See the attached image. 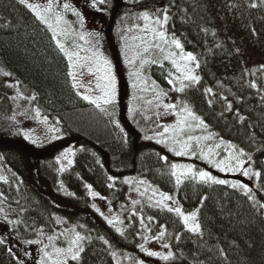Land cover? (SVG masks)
Segmentation results:
<instances>
[{
	"label": "trees",
	"instance_id": "trees-1",
	"mask_svg": "<svg viewBox=\"0 0 264 264\" xmlns=\"http://www.w3.org/2000/svg\"><path fill=\"white\" fill-rule=\"evenodd\" d=\"M55 3L57 11L67 12L60 10L67 1ZM114 6L105 0L91 10L103 19L112 15L114 25L141 12L168 16L167 38L178 39L196 57L200 80L174 91L168 81L178 72L170 60L154 55L149 61L156 63L141 72L154 87L145 105L162 91L163 104L179 102L172 111L187 106L209 133L250 158L252 185L245 193L230 179L223 185L203 182L198 172L213 176L209 166L177 156L152 137L160 133L155 113L146 115L144 108L129 117L125 85L119 83L117 100L103 112L77 95L68 60L47 26L19 0H0V159L10 174L8 183H0V202L17 221L12 232L26 246L38 230L52 234L56 218L68 221L84 237V251L69 264H118L115 254L152 264H264V0H120L116 12ZM110 57L119 70L116 55ZM36 111L58 129L56 138L41 145L24 138L39 119ZM67 152L71 163L61 167L58 158ZM173 164L190 165L197 175L177 184ZM130 181L155 198L164 193L186 214L196 212L199 232L186 229L170 207L139 193V202L130 205ZM99 203L114 224L96 210ZM149 240L167 244L165 256L171 257L143 256L140 246ZM19 257L16 248L0 243V264H19Z\"/></svg>",
	"mask_w": 264,
	"mask_h": 264
},
{
	"label": "rangeland",
	"instance_id": "rangeland-1",
	"mask_svg": "<svg viewBox=\"0 0 264 264\" xmlns=\"http://www.w3.org/2000/svg\"><path fill=\"white\" fill-rule=\"evenodd\" d=\"M44 0H30L32 3L42 4ZM68 4L71 5L72 8L76 9L77 12L80 13V16L83 17V27L81 28L79 23V18L74 15L71 11L65 10L63 8L64 4H61L60 10L67 11L66 13L71 14V18L66 17V13L63 12V18L65 21L68 22V26L72 31V35L67 38L60 37L62 42H65L66 45L70 44L71 41H75L76 43L80 44L83 48L88 49V51L80 52L81 57L91 56L93 49L89 44H86L84 41L78 39L76 33L79 32H93L97 34L96 38L92 39V42L95 43L96 39L98 38L99 43L96 44V48L102 54L103 57H106L107 60L110 62L111 65V74L115 77L116 81V98H118V85L119 83L125 85L123 87V92H126L125 99L128 101L130 105L131 111L129 117L134 115L135 111H144L146 115H154V113L158 116L157 118V127L160 133L163 135H159L160 133H154L152 135L153 138L157 140L164 141L163 143L167 145L170 149L171 147H175L179 150V144H173L172 142V132L169 131L164 133L165 127H171L176 125L177 122V115L174 110L166 111L163 108L162 101L157 98L156 96H151L148 99V105L146 103L147 97L149 93H154L153 85H149L148 82L144 79L143 74H141L142 69L141 67V57L146 60H152L158 57L164 58L168 52L175 53V58L179 61V53L180 49H176L175 45L171 44V40L167 38L165 28L163 31L165 32L166 39L169 41L168 44L163 43L162 41L157 40L151 33H147L143 31V27L145 21L140 18L139 16L135 15L131 20H128L127 17H121L116 21V24L113 23V16L110 14H104L106 19H103V14L99 12H94L92 9V5L90 4L91 0H65ZM115 4L113 11L116 12L119 9L120 0H108V2ZM93 2V1H92ZM62 12V11H61ZM151 19L157 18L156 15L150 16ZM161 20L163 15L159 17ZM105 20V21H104ZM127 21V22H126ZM153 27H159L156 25H151ZM111 27V31L109 30ZM165 27V25H164ZM110 31V32H108ZM103 32L105 35H103ZM108 33V35H107ZM109 36V37H108ZM140 37H145V40L148 42L149 51L145 53L143 51L144 43L141 41ZM153 43L160 44V47L164 49L163 52L160 51L159 48L152 47ZM69 50H77L69 47ZM110 52L116 55L117 61L119 63V70H116L115 63L110 57ZM139 53V55L137 54ZM156 55L155 58L152 56ZM181 64H184L185 61H179ZM82 64L90 63V61H81ZM188 66L195 69V62H188ZM137 70H139V78L136 75H133ZM73 71L76 73V77L74 83L78 92L82 95H89V96H98L100 95L99 89L96 88V75L89 73L87 67L84 68H74ZM99 75H103V72L98 73ZM179 74V73H178ZM121 77V78H120ZM121 79V80H120ZM185 84V81H184ZM174 88H179L181 85L179 82H174L172 84ZM145 101V102H144ZM154 103V104H153ZM159 105V106H158ZM106 106V105H102ZM188 123H191L193 126L191 128L185 127L184 132L180 134V139L187 140L188 136L193 137H201L199 140V145L197 146V141L193 140L192 148L193 151H190L187 155H180L186 157L188 159H195L204 165L210 167V170L213 171V177L221 180L230 179L231 182L237 184L245 185L248 189L252 185L250 180V173L248 176L243 175L244 170H251V161L249 158H246L244 155L240 157L241 160L244 161L243 167L239 171H220L216 164L220 160H227L229 154L233 156H237L240 151H238L234 146H232L229 142L222 141L216 138L213 134L209 133L207 129L203 126H197L195 121L189 120ZM51 128L47 123L43 122V119H38L35 125L29 129L27 132L31 137L32 140L36 142L33 143L31 140H27L28 143L32 145H41L45 144L57 136V131H50ZM203 137H209V139H203ZM219 145V147H217ZM231 145L232 147H229ZM209 149H211V154L209 155ZM174 152V151H172ZM203 152V155L201 154ZM175 153V152H174ZM72 159V153H62L58 158V163L61 167H63L64 163L70 161ZM234 164L235 161H232ZM178 166H189V165H178ZM192 168V167H191ZM185 168L178 167L176 172L178 175L183 173ZM192 172H194L192 168ZM199 173V172H198ZM190 175V174H188ZM187 175H180V179L184 178ZM10 181V174L5 166L2 164L0 159V183H8ZM131 187H134V195L132 193L128 196V202L130 205H135L139 202L140 198L136 196V193L139 195H144L149 197L153 201H157L159 204L164 205L166 207H170L175 209L174 202L168 199L167 201H161L160 195H157L155 198L153 195H156L153 191H143V187L141 188L140 184L135 185L134 182H129ZM249 183V185H248ZM1 198V196H0ZM97 211L103 215L106 220H112L114 224L115 219L111 215L108 214L106 208L101 205L100 203L96 205ZM184 213V212H183ZM9 212H7L6 207L3 206V203L0 202V238L1 240L6 243L8 246L12 248H16L17 252L21 254V257L18 258L19 264H40L41 258L44 255V251L52 252L53 246L56 247H67L68 246V239L71 238L72 232L71 230H75L76 228L71 225L68 221H65L61 218H56V226L55 230L52 234L43 233L41 230H38L37 233L32 235L31 241H38V243H32L30 245H23L20 241H18V235L16 232H12V226L16 225V219H12L9 216ZM185 215H189L184 213ZM183 222V219L180 215H178ZM191 221L189 222V226H191ZM197 223V220L195 221ZM184 224V222H183ZM185 226V224H184ZM186 229H188L185 226ZM53 237L50 241L49 237ZM82 236V235H81ZM82 244V241H80ZM144 248L148 251H153L159 253L158 256H148L145 251H140L143 256L149 257V260L152 259H160L161 256H165L166 250L159 245L154 240H149L144 242ZM47 246V247H46ZM42 249L44 251H42ZM16 253V252H15ZM19 255V254H17ZM118 264H152L151 261H143L140 258L131 257L128 255H114ZM146 260V259H145Z\"/></svg>",
	"mask_w": 264,
	"mask_h": 264
},
{
	"label": "snow or ice",
	"instance_id": "snow-or-ice-1",
	"mask_svg": "<svg viewBox=\"0 0 264 264\" xmlns=\"http://www.w3.org/2000/svg\"><path fill=\"white\" fill-rule=\"evenodd\" d=\"M105 0H93L92 7L96 8L98 4H103ZM19 3L21 5H24L29 11H31L36 19L40 21L42 24H45L48 28V30L52 33V39L56 42V47L63 53V55L68 60V76L72 77L73 80H75L76 73L73 71L74 68H84L87 67L88 72L96 75V88L99 89L100 95L98 96H89L84 95L82 98L86 100L88 103L95 105L96 108L100 109L102 112L106 111L102 105H110L115 102L116 98V81L115 77L111 74V65L110 62L107 60L106 57H103L102 54L99 52V50L96 48V44L99 43L98 38L96 39L95 43L92 42V39L90 38H96L97 34L93 32H79L76 33L78 36V39L81 41H84L86 44H89L91 48L93 49L92 55L81 57L80 52L88 51V49L83 48L80 44L76 43L75 41H71L70 44L66 45L65 42H62L60 37H64L66 40L68 37L72 35V31L70 27L68 26V22L64 20L63 15L61 12L57 11V5L55 3V0H47L46 4H37L32 3L30 0H19ZM252 7H256L255 4L252 5ZM63 8L65 10L71 9L72 13L76 15L79 18V23L81 28L83 27V17L80 16V13L76 11V9L72 8L70 4L65 3L63 5ZM165 13L167 12V9L163 10ZM139 17L142 18L145 21L143 31L147 33H151L157 40L162 41L165 44H168L169 41L166 39L165 32L163 31L164 25L168 21V16L165 14L163 15L162 20L157 16L154 20L150 18V15L148 12H141L139 13ZM151 25L159 26L153 27ZM141 41L144 43L143 51L147 53L149 51L148 42L145 40V37H140ZM171 44L175 45L176 49H180L179 53V61H185L184 64H181L176 58V54L172 52H168L167 55L164 57L165 59H168L171 61L172 65L175 67L176 71L179 73L178 77H175L174 79H169L168 83L173 84L174 82H179L180 87L174 88V91H183L184 90V81H188L190 83L192 82H199L200 77L198 75L194 74L193 68L188 66V62H194L196 60V57L193 56L191 52L185 53L183 51L182 45L178 39H172ZM152 47L159 48L161 52L164 51L163 48L160 47V44L153 43L151 45ZM69 47L77 50H69ZM139 55V53H137ZM90 61V63L82 64L81 61ZM146 63H156V61H149L141 57V67H143ZM196 67H199L197 64ZM103 72V75H99L98 73ZM133 75H136L137 78H139V70H137ZM171 76V73H169ZM154 83V82H153ZM76 85L73 84V87ZM256 85L253 84L252 87H255ZM210 91V90H208ZM77 95H80L78 92ZM164 95L162 91L157 92V97ZM31 100H35V96L30 98ZM179 102L177 104L172 103H164L162 106L163 108L167 110L176 109ZM159 106V105H158ZM36 117H40L39 111H36L35 113ZM178 119L176 122V125L164 128V133H167L169 131L172 132V142L173 144H179V150H177L175 147H171L169 150L174 151L177 156L180 155H187L190 151H193L192 148V141H197V146L199 145V140L201 137H193L188 136L187 140L180 139V134L184 132L185 127L191 128L193 125L191 123H188L189 120L195 121L197 126H203L204 122L196 115H194L191 110L187 108V106H184L180 108L179 112L176 113ZM44 123H47V118L43 120ZM50 131H58V129H50ZM159 135H163V133H160ZM24 138L26 140H31L33 143H35V140H32V137L28 133H24ZM203 139H209V137H203ZM164 141L157 140V143H162ZM219 147V145H217ZM229 147H232L229 145ZM211 149H209V155L211 154ZM203 155V152L201 153ZM244 153L241 151L237 156H233L232 154H229V157L227 160H220L216 167L220 171H239L244 164V161L240 159ZM163 159V157H162ZM250 159V158H249ZM232 161H235L233 164ZM71 163V161H69ZM178 167L185 168V171L181 173L180 175H188L191 174L193 177H195L197 174L192 172L191 166H178L176 164L172 165V175L175 176L177 184H180L182 181L180 179V175L177 174L176 169ZM63 169H61L62 171ZM243 175L248 176L249 171L244 170ZM255 176L259 177L261 174L259 172L254 173ZM199 178L203 182H211L213 184H225L227 183L225 180L217 179L211 175H209L208 172L200 171L198 173ZM108 179L111 181L113 180V177L109 176ZM127 183V181H125ZM235 187L242 188L245 193L249 191V189L245 185H232ZM109 187H112V184H109ZM91 195L96 196L97 194L92 192ZM161 201H167L169 197L165 195L164 193H160ZM249 199H252L250 196ZM261 208H264V204H260ZM168 211H175L178 215H180L183 219V222L185 226L188 228L189 231L196 233L200 230V225L198 223H195L196 221V212H192L189 215H185L180 208H168ZM191 223V226H189V222ZM109 223L112 224L113 221L109 220ZM117 231H120V229H117ZM72 235L71 238L68 239L67 247H56L53 246L52 252L44 251V255L41 258L40 264H69V261H77L80 258V254L84 251L83 247L80 244V241L84 239L83 236H81L78 232H75V230H71ZM164 233L161 232L160 236H163ZM53 237H49V240L51 241ZM2 243V241H0ZM27 243H38V241H27ZM47 247V246H46ZM141 250L145 251L148 256H158L159 253L148 251L144 248V245H141ZM163 247L167 248L168 245L164 244ZM172 253L169 252L166 256H161V259L168 260L169 257H171Z\"/></svg>",
	"mask_w": 264,
	"mask_h": 264
}]
</instances>
